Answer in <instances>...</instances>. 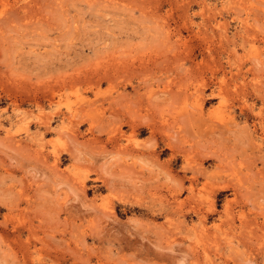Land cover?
<instances>
[{"label": "rangeland", "instance_id": "rangeland-1", "mask_svg": "<svg viewBox=\"0 0 264 264\" xmlns=\"http://www.w3.org/2000/svg\"><path fill=\"white\" fill-rule=\"evenodd\" d=\"M0 264H264V0H0Z\"/></svg>", "mask_w": 264, "mask_h": 264}, {"label": "bare ground", "instance_id": "bare-ground-1", "mask_svg": "<svg viewBox=\"0 0 264 264\" xmlns=\"http://www.w3.org/2000/svg\"><path fill=\"white\" fill-rule=\"evenodd\" d=\"M254 7H255V6H254ZM252 9H253V7H252ZM236 13H237V12H236ZM252 15H253V14H252ZM243 31L245 32V30H243ZM259 31H260V30H259ZM261 32H262V31H261ZM246 35H247V34H246ZM176 40H177V39H176ZM242 41H243V40H242ZM242 41H241V42H242ZM181 42H182V41H181ZM243 44H244V43H243ZM231 50H232V49H231ZM261 55H262V54H261ZM236 56H237V55H236ZM257 57H258V56H257ZM255 60H256V59H255ZM251 64H252V63H251ZM254 66H255V65H254ZM251 68H252V67H251ZM185 74H186V73H185ZM201 75H202V74H201ZM189 76H190V75H189ZM191 77H192V76H191ZM188 78H189V77H188ZM188 78H187V79H188ZM185 80H186V79H185ZM179 81H180V80H179ZM179 81H178V82H179ZM188 81H189V79H188ZM184 84H185V83H184ZM184 84H183V85H184ZM186 86H187V85H186ZM220 87H221V85H220ZM180 89H181V88H180ZM155 91H157V90H155ZM177 91H178V90H177ZM179 91H180V90H179ZM190 91H191V90H190ZM195 91H196V90H195ZM168 92H169V90H168ZM188 92H189V91H188ZM196 92H197V91H196ZM198 92H199V91H198ZM182 93H183V92H182ZM184 93H185V92H184ZM168 94H169V93H168ZM178 94H180V93H178ZM191 94H192V92H191ZM164 95H165V94H164ZM176 95H177V94H176ZM161 96H162V95H161ZM171 96H172V95H171ZM195 96H196V94H195ZM199 96H200V95H199ZM172 97H173V96H172ZM179 97H180V96H179ZM183 97H184V96H183ZM185 97H186V96H185ZM152 98H153V96H152ZM168 98H169V97H168ZM197 98H198V97H197ZM199 98H200V97H199ZM146 99H147V98H146ZM187 99H188V98H187ZM187 99H186V100H187ZM199 100H200V99H199ZM147 102H148V101H147ZM149 102H150V101H149ZM195 103H196V102H195ZM151 104H152V103H151ZM192 104H194V103H192ZM197 106H198V105H197ZM200 107H201V106H200ZM191 108L193 109V107H191ZM192 109H191V110H192ZM195 109H198V108L196 107ZM195 109H194V110H195ZM188 110H189V109H188ZM188 110H187V113H188ZM198 111H199V109H198ZM183 112H185V111H183ZM192 112H193V110H192ZM194 112H195V111H194ZM194 112H193V114H194ZM185 113H186V112H185ZM178 114H179V113H178ZM182 114H183V113H182ZM182 114H181V115H182ZM191 114H192V113H191ZM193 114H192V115H193ZM197 114H198V113H197ZM182 116H183V115H182ZM197 116H198V115H197ZM179 117H180V116H179ZM186 117H188V116H186ZM122 118H123V117H122ZM174 118H175V117H174ZM189 118H190V117H189ZM177 119H178V118H177ZM194 119H195V118H194ZM186 120H187V119H186ZM177 121H178V120H177ZM179 121H180V120H179ZM183 121H184V120H183ZM189 121H190V119H189ZM121 122H122V121H121ZM168 122H169V121H168ZM194 123H196V122H194ZM166 124H167V123H166ZM182 124H183V123H182ZM214 124H215V123H214ZM212 126H213V125H212ZM166 127H167V126H166ZM219 127H220V126H219ZM217 128H218V127H217ZM220 128H223V127H220ZM196 129H197V128H196ZM224 129H225V128H224ZM170 130H171V129H170ZM173 131H174V130H173ZM205 133H206V132H205ZM174 134H175V133H174ZM201 135H202V134H201ZM209 135H210V134H209ZM212 136H213V135H212ZM213 137H214V136H213ZM172 141H173V140H172ZM153 144H154V143H153ZM174 145H175V144H174ZM144 153H146V152H144ZM147 156H148V155H147ZM154 160H155V159H154ZM156 160H157V158H156ZM156 162H157V161H156ZM156 167H157V166H156ZM171 199H172V198H171ZM218 247H219V246H218ZM212 259H213V258H212ZM211 261H212V260H211Z\"/></svg>", "mask_w": 264, "mask_h": 264}]
</instances>
